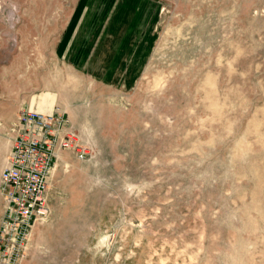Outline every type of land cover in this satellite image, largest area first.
I'll return each instance as SVG.
<instances>
[{"label": "rangeland", "instance_id": "1", "mask_svg": "<svg viewBox=\"0 0 264 264\" xmlns=\"http://www.w3.org/2000/svg\"><path fill=\"white\" fill-rule=\"evenodd\" d=\"M29 109L69 145L0 264H264V0H0V173Z\"/></svg>", "mask_w": 264, "mask_h": 264}, {"label": "built area", "instance_id": "2", "mask_svg": "<svg viewBox=\"0 0 264 264\" xmlns=\"http://www.w3.org/2000/svg\"><path fill=\"white\" fill-rule=\"evenodd\" d=\"M8 163L0 173L5 206L0 223V253L17 255L39 214L43 213L47 175L58 149L68 146L63 114L56 111L23 110Z\"/></svg>", "mask_w": 264, "mask_h": 264}]
</instances>
